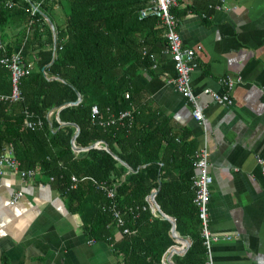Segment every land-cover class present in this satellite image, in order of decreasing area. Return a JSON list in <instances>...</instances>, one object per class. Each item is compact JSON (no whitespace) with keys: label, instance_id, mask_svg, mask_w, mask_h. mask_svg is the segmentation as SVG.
<instances>
[{"label":"trees","instance_id":"1","mask_svg":"<svg viewBox=\"0 0 264 264\" xmlns=\"http://www.w3.org/2000/svg\"><path fill=\"white\" fill-rule=\"evenodd\" d=\"M150 1L0 0V24L17 18L24 36L28 33L26 44L37 42L39 21L47 26L43 16L53 23L49 11L57 5L66 10L55 48L41 45L35 70L20 81L22 101H0V150L11 147L21 169L46 179L66 210L79 217L86 238L110 243L121 264H161L175 245L164 216L174 219L176 232L189 243L176 263L206 264L193 204L194 144L180 133L171 136L169 129L160 128L155 113L139 105L143 90L136 77L153 65L150 47L156 41L166 44L159 21L150 15L140 18ZM187 10L189 6L170 11L179 19ZM9 87L0 95L9 93ZM93 105L103 120L127 110L131 118L100 126L97 120L92 123ZM25 111L40 118L42 127L26 129ZM75 135L76 150L71 143ZM73 177L75 189L70 188ZM98 182L114 188L121 231L128 230L117 241L111 202L96 190Z\"/></svg>","mask_w":264,"mask_h":264},{"label":"crops","instance_id":"2","mask_svg":"<svg viewBox=\"0 0 264 264\" xmlns=\"http://www.w3.org/2000/svg\"><path fill=\"white\" fill-rule=\"evenodd\" d=\"M187 6L191 10L178 19V32L183 45L195 50L191 86L198 96L203 121L192 118L191 105L170 83L175 70L163 41L150 47L151 69L140 71L136 77L143 90L139 105L155 113L161 119L160 128L169 129L171 136L180 133L186 142L192 141L194 156L202 149L208 152L212 177L209 229L218 238L211 246L213 264H262L264 0H226L222 5L216 0H179L176 8ZM49 13L53 23L43 16L47 26L38 22L37 42L26 44L28 33L25 31V37L24 26L15 17L0 24V39L7 52L20 54L31 65L30 72L36 68L41 45L55 48L56 30L62 29L66 17V10L58 5ZM2 70L0 93L9 87L5 75L9 77V72ZM225 78L235 82L230 90L222 81ZM206 90L229 94L232 105L216 104L204 93ZM16 192L22 195L10 205ZM164 218L175 223L171 217ZM169 236L175 245L166 253L182 250L184 243L171 230ZM112 237L119 240V230L114 229ZM182 255L174 252L169 257L177 264L175 259ZM122 262L110 243H89L79 217L66 210L46 179L36 177L23 182L11 172L0 178V264Z\"/></svg>","mask_w":264,"mask_h":264},{"label":"built area","instance_id":"3","mask_svg":"<svg viewBox=\"0 0 264 264\" xmlns=\"http://www.w3.org/2000/svg\"><path fill=\"white\" fill-rule=\"evenodd\" d=\"M55 2L57 0H49ZM179 0H151L146 8L140 11V18L146 16H153L159 24L165 29L166 51L169 54L175 70V76L170 81L174 89L180 93L185 100L191 105V116L194 120L203 121L202 110L198 103V96L194 93L191 86V74L193 70V62L195 59V50L183 45L182 39L178 32V19L171 13V8L178 5ZM209 1V0H202ZM221 5L226 0H216ZM11 7L10 4H8ZM38 9V5L32 7L31 15H34ZM0 66L9 72L10 80V92L9 94L0 95V101L6 103H18L21 102L23 97L20 90V81L23 77L27 76L31 71V65L24 62L22 56L18 53H8L5 44L0 39ZM223 83L230 90L235 82L230 78L222 80ZM205 94H209L214 102L218 105L231 106L232 100L229 94L219 95L206 90ZM78 103L81 99H78ZM77 103V104H78ZM51 113L48 114L50 117ZM91 116L94 123L96 120L100 126H110L116 122H122L131 118V111L127 110L120 112L117 116H112L107 120H103L99 117L98 108L93 105L91 108ZM23 125L26 129L35 130L41 128L43 121L40 118H34L31 113L25 111ZM209 161L208 152L204 149L199 150L194 156L193 168L194 174L192 176V185L194 189L193 204L197 209L198 219L201 225V237L203 238V245L206 248L207 262L206 264H213L211 256L212 243L217 241L218 238L213 236L209 229V202H210V185L212 184V177L209 173ZM7 172L14 173L21 181L35 180L40 175L32 169H21L19 161L14 157L11 147H5L0 150V178H2ZM264 177V173H263ZM71 189L76 188V178L71 179ZM95 183V182H94ZM96 190L105 194L106 198L110 200L108 210L111 213L112 218L116 224L117 230L121 234L128 232L127 229H122L123 219L121 213L117 210L114 203L115 191L114 188L108 186L106 182H98L95 184ZM21 192H16L9 201L10 205L15 204L21 197ZM181 238V237H180ZM94 240H89V243H94ZM183 242V241H182ZM182 250H169L163 255L161 264H173L170 260V253L177 252L184 254L189 247L187 241L183 242ZM264 264V263H262Z\"/></svg>","mask_w":264,"mask_h":264},{"label":"water","instance_id":"4","mask_svg":"<svg viewBox=\"0 0 264 264\" xmlns=\"http://www.w3.org/2000/svg\"><path fill=\"white\" fill-rule=\"evenodd\" d=\"M78 99H80V98H78ZM78 101H79V100H77V101L75 102V104H77ZM75 137H76V135L72 138L71 143H72V147L76 150V147H75V145H74ZM170 230H171V234H172L173 236H175L177 239H179L180 241H183V242L186 241V240L180 238L179 234L175 231V223H174V222H172V224H171V229H170Z\"/></svg>","mask_w":264,"mask_h":264}]
</instances>
